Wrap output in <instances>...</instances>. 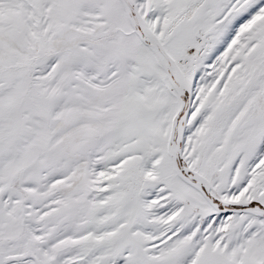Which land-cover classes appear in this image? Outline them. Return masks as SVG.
<instances>
[{
    "label": "snow or ice",
    "instance_id": "snow-or-ice-1",
    "mask_svg": "<svg viewBox=\"0 0 264 264\" xmlns=\"http://www.w3.org/2000/svg\"><path fill=\"white\" fill-rule=\"evenodd\" d=\"M0 264H264V0H0Z\"/></svg>",
    "mask_w": 264,
    "mask_h": 264
}]
</instances>
